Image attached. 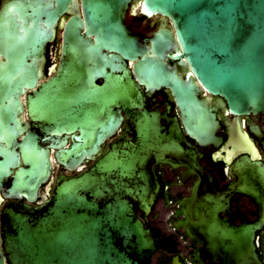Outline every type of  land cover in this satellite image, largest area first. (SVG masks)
I'll return each mask as SVG.
<instances>
[{
  "label": "water",
  "instance_id": "95a60500",
  "mask_svg": "<svg viewBox=\"0 0 264 264\" xmlns=\"http://www.w3.org/2000/svg\"><path fill=\"white\" fill-rule=\"evenodd\" d=\"M54 1L55 6L51 0H29V5L21 8L22 23L0 14V54L4 57L0 58V189L13 175L5 193L11 199L26 196L34 201L38 188L51 175L45 139L34 132L21 141L18 136L24 128L19 117L21 94L37 83L44 45L72 0ZM129 1L82 0L89 27L100 36L96 41L84 39L83 21L78 15L66 22L59 71L28 97L31 107L36 104L32 113L54 128L64 125L81 130L65 155L70 160L67 167L77 169L119 123L118 119L104 127L84 118L85 52L92 57L115 59L103 50H119L129 58L142 56L136 64L139 77L154 87L173 89L185 127V135L180 136L185 150L179 148L172 135L162 136L161 141L155 126L156 113L150 117L139 114L137 146L123 142L89 169L70 176L61 173L50 199L41 206L13 202L4 207L0 264H151L157 238L155 231L146 228L137 216L136 208L148 212L159 188L153 163H173V159L183 158L191 168L196 149L187 136L199 145L220 142L216 134L219 120L199 98L193 77L181 79L126 35L121 21ZM143 4L148 13L159 12L172 19L183 55L198 83L222 97L232 114L264 113V0H144ZM170 43L166 37L154 43V48L162 51ZM93 92L98 95L90 96V102L112 98L101 94L102 88ZM67 106L71 121L65 118ZM19 149L25 166H21ZM239 162L258 166V188L264 189L261 162L246 157ZM197 186L188 199L192 201L186 212L190 227L187 235L204 242L210 264H262L255 231L264 223V213L258 224L231 225L220 217L212 196L198 197ZM259 190L250 192L257 200ZM261 204L264 209V201ZM178 263L175 257L174 264Z\"/></svg>",
  "mask_w": 264,
  "mask_h": 264
},
{
  "label": "flooded vegetation",
  "instance_id": "af4514ba",
  "mask_svg": "<svg viewBox=\"0 0 264 264\" xmlns=\"http://www.w3.org/2000/svg\"><path fill=\"white\" fill-rule=\"evenodd\" d=\"M51 1L55 6V1ZM143 2L144 0L128 2L121 21L126 35L136 39L141 47L147 49L146 55L151 51L150 57L160 59L181 79L187 76L193 77L199 87V98L212 109L219 120L216 134L220 142L217 145L214 143L199 145L187 136L188 141L196 149L195 163L191 168L185 165L186 161L183 158L173 159V163H153L159 188L155 192L150 210L146 212L137 207V216L142 219L146 228H152L155 231L157 251L152 256L151 264H174L175 257L179 259L178 264L202 262L210 264L211 260L205 257L204 242L192 240L187 235V229L190 227L186 212L192 201L188 199L192 197L193 189L198 184V197L212 196L216 200L215 204L218 206L220 217L229 224L260 223L264 213L261 204L264 201V189L259 190L260 181L256 174L258 166L241 164L239 161L246 157L252 162L260 161L264 166V113L234 115L222 97L209 93L200 85L183 55L172 19L159 12L148 13ZM27 5L29 0H0V14L3 13L7 19L12 18L22 23L21 8ZM74 15L80 16L83 21L81 32L84 39L96 41L100 36L89 27L82 0H72L66 12L59 17L54 27V34L44 45L41 74L37 83L21 94L23 108L19 117L24 128L18 140L21 141L29 132H34L45 139V146L50 151L51 175L38 188L34 201H29L26 196L19 199L6 197V188L10 187L13 175L6 178L3 189H0V224L1 213L7 204L18 202L41 206L50 199L61 173L70 176L87 170L114 146L121 145L123 142L137 146L140 143L139 114L142 117L144 114L150 117L151 114L156 113L155 126L159 129L161 141H164V136L172 135L179 148L185 150V141L180 137L182 134L185 135V127L181 108L173 89L165 85L154 87L142 76L139 77L136 64L142 56L133 59L124 56L119 50L104 49L103 52L112 55L115 59H102L99 56L92 57L89 55L90 52L86 51L82 69L83 87L87 98L83 104L84 118L102 123L104 127H109L118 119L119 123L100 142L92 157H85L75 170L67 167L70 160L65 155L74 142H77L75 137L81 135V130L64 125L52 127L41 117L32 113L36 104L32 103L31 107L28 97L35 94L42 83L58 73L64 56L65 25ZM166 37L171 41L170 47L162 51L156 50L154 43H161ZM0 58L4 60L1 54ZM99 88H102L101 94L112 98L90 102V96L98 95V92L94 93L93 90ZM68 109L70 106L66 107L65 118L71 121L72 115L68 114ZM19 153L21 166H25L20 149ZM151 161L154 162V159ZM13 171L15 172L16 168ZM254 190H259L260 200L250 193ZM157 230L165 235L174 236L177 242L174 250L171 245L162 244ZM255 244L258 256L264 264V223L255 231ZM164 255L170 257L167 263H165Z\"/></svg>",
  "mask_w": 264,
  "mask_h": 264
},
{
  "label": "trees",
  "instance_id": "16d2710c",
  "mask_svg": "<svg viewBox=\"0 0 264 264\" xmlns=\"http://www.w3.org/2000/svg\"><path fill=\"white\" fill-rule=\"evenodd\" d=\"M157 235L160 237V241L162 242V244L165 243L166 245H171L172 250L175 249L177 242L173 235H165L160 230H157ZM164 260L165 263H167L170 260V257L164 255Z\"/></svg>",
  "mask_w": 264,
  "mask_h": 264
}]
</instances>
